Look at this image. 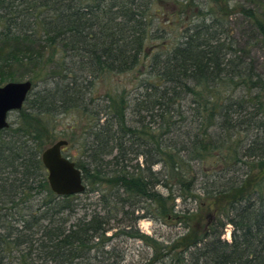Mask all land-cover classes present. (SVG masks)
Segmentation results:
<instances>
[{
    "label": "trees",
    "instance_id": "1",
    "mask_svg": "<svg viewBox=\"0 0 264 264\" xmlns=\"http://www.w3.org/2000/svg\"><path fill=\"white\" fill-rule=\"evenodd\" d=\"M155 1L0 0V82L15 71L33 82L0 129V264H103L126 214L118 230L155 260L171 253L163 264H264V74L227 20L244 14L262 42L264 17L255 0H182V18L159 25ZM128 73L140 75L137 93L108 85L91 107L99 78ZM70 110L89 117L80 153H64L88 184L62 196L42 152ZM65 139L63 152L77 141ZM189 197L193 224L170 243L133 227L150 213L167 223Z\"/></svg>",
    "mask_w": 264,
    "mask_h": 264
},
{
    "label": "rangeland",
    "instance_id": "2",
    "mask_svg": "<svg viewBox=\"0 0 264 264\" xmlns=\"http://www.w3.org/2000/svg\"><path fill=\"white\" fill-rule=\"evenodd\" d=\"M182 0H163L162 2L155 1L153 3L152 10H163L164 12L161 13V17L158 18L159 20L157 23L159 25H175L177 21H179L182 17H178L177 10L178 6ZM244 1L248 5H253L254 2L256 3V9L259 11L260 14L264 17V0H255L254 2L252 0H240ZM260 2V5L258 4ZM178 20H177V18ZM230 21V25L233 29H235L236 34L239 38V40L244 44L247 41L252 42L253 48L251 51V57L255 63V66L264 74V40L262 42H258V38L256 34V30L253 26L249 23L248 19L244 16V14H241L240 12L232 11L230 12V17L227 19ZM175 21V22H174ZM184 24L188 22L187 19L183 20ZM255 35V38L253 36ZM260 39V38H259ZM161 42V40H160ZM136 73H128V74H116L112 77H106V78H99L97 87H95L96 92L92 94L93 100L90 104L92 108H96L97 103L104 104L105 101L102 100L101 94L107 90V86L112 85L116 86L117 89H125L126 92L130 91L131 94L137 93V86L139 83V74ZM10 77V74H8ZM15 77L13 79H6L2 82H0V85H4L7 82L10 81H25L28 80L29 77L27 75L23 76L21 74V71H15L14 72ZM7 76V75H6ZM31 80V79H29ZM32 81V80H31ZM45 87H36L35 89H44ZM33 89V88H32ZM100 105V104H99ZM81 118L80 115L75 110H70L65 113H62L60 115L56 116V122H57V129L55 131L56 138L51 143L53 144L59 139H65L66 133H73L75 134L77 141H75L71 146L66 148L64 150V153H73V154H79L81 150V133L83 130V127L85 126L86 117L82 115ZM18 113L17 111L10 113L9 115V122H13L17 119ZM89 117H87L88 120ZM71 127H74L71 130ZM50 144V145H51ZM143 157L139 156L137 158H133L132 166L137 164L139 162L140 164L143 163ZM161 167V165H155L154 169L158 170ZM134 169V168H133ZM132 170V167H131ZM85 184H88V181L85 180ZM158 189L162 191V193L167 194L168 189H166L163 186H159ZM85 195V194H84ZM201 197L204 199L203 195L200 194ZM178 205L176 207V214L171 215L169 219H167V223H162L156 219H153L151 217V213L147 214L148 216L142 217L141 219H138L136 222H134L132 225L135 228V230H138L140 234L148 235L155 237L162 241L163 243L167 244L171 241L177 239L182 233H185L188 228V224H193L192 221H188L187 218H185L184 213L185 211L183 209L188 207H195L194 209H197L199 207V203L195 201V199H192L191 197L182 199L179 198L176 200ZM142 213V212H140ZM137 214V213H136ZM120 217L123 219L121 222H118V220H115V225L123 228L126 225L131 223V215L126 214L125 216L120 215ZM135 225V226H134ZM117 228H114L112 231L109 232L110 235H112L111 239L107 243V249H110V253L108 256H106L105 260H103V264H148L149 261H151L152 264H163L164 261H169L171 258L170 255H167L165 257L161 256L160 259H153L154 250L151 245H149L143 238L134 237L132 235L126 234L122 232L121 230H118ZM119 228V229H120ZM128 229V228H127ZM129 230V229H128ZM234 227L231 224H226L222 238L227 241L232 240V233H233ZM116 231H119L116 235H113ZM108 234V235H109ZM164 253V252H162ZM153 259V260H152Z\"/></svg>",
    "mask_w": 264,
    "mask_h": 264
},
{
    "label": "water",
    "instance_id": "3",
    "mask_svg": "<svg viewBox=\"0 0 264 264\" xmlns=\"http://www.w3.org/2000/svg\"><path fill=\"white\" fill-rule=\"evenodd\" d=\"M32 88L33 82L29 79L0 85V129L10 125V113L24 106ZM67 144L68 140L59 139L42 152L49 185L52 191L62 196L80 194L86 190L81 169L63 152V147Z\"/></svg>",
    "mask_w": 264,
    "mask_h": 264
}]
</instances>
